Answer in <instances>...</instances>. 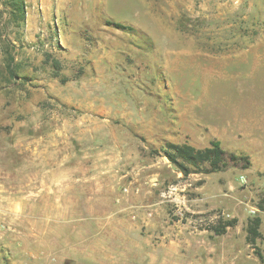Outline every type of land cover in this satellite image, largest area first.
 Returning a JSON list of instances; mask_svg holds the SVG:
<instances>
[{"label":"rangeland","instance_id":"374dc122","mask_svg":"<svg viewBox=\"0 0 264 264\" xmlns=\"http://www.w3.org/2000/svg\"><path fill=\"white\" fill-rule=\"evenodd\" d=\"M21 1L19 22L0 1V264H264V136L228 129L264 119V0ZM211 141L250 167L162 155Z\"/></svg>","mask_w":264,"mask_h":264},{"label":"trees","instance_id":"16d2710c","mask_svg":"<svg viewBox=\"0 0 264 264\" xmlns=\"http://www.w3.org/2000/svg\"><path fill=\"white\" fill-rule=\"evenodd\" d=\"M5 6H9V16L12 21H23L24 5L21 0H0ZM162 155L172 164L182 175L187 177L194 173H214L222 172L230 167L248 169L251 165L248 156L228 153L220 147L218 141H211L208 147L195 148L189 144L166 143L162 147ZM237 220L218 221L210 231L215 236L224 235L229 228L236 226ZM261 220L254 217L248 221L246 227L245 240L250 246H254L256 240L260 239L259 227Z\"/></svg>","mask_w":264,"mask_h":264},{"label":"crops","instance_id":"0c3cea01","mask_svg":"<svg viewBox=\"0 0 264 264\" xmlns=\"http://www.w3.org/2000/svg\"><path fill=\"white\" fill-rule=\"evenodd\" d=\"M225 120V119H221ZM228 124L231 123L230 120H227ZM222 122V121H220ZM233 122V128L228 129H235L234 131L229 132L230 136L237 137V132L239 130H243V136L245 138H249L250 140H255L257 138H260L261 136H264L263 130H264V119L262 117H257L255 114H246L245 117L242 119V123H237L234 120ZM242 125V128H237L238 126ZM230 131V130H229ZM255 142H251L253 144Z\"/></svg>","mask_w":264,"mask_h":264}]
</instances>
